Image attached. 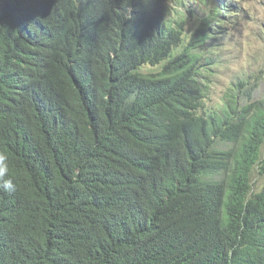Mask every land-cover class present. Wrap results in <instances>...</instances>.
I'll use <instances>...</instances> for the list:
<instances>
[{"label": "trees", "instance_id": "1", "mask_svg": "<svg viewBox=\"0 0 264 264\" xmlns=\"http://www.w3.org/2000/svg\"><path fill=\"white\" fill-rule=\"evenodd\" d=\"M154 1L0 0V264H264V98L203 106L234 11Z\"/></svg>", "mask_w": 264, "mask_h": 264}, {"label": "rangeland", "instance_id": "2", "mask_svg": "<svg viewBox=\"0 0 264 264\" xmlns=\"http://www.w3.org/2000/svg\"><path fill=\"white\" fill-rule=\"evenodd\" d=\"M159 1L163 3L158 4ZM226 1L234 11L233 16H225L223 20L229 23L203 48L211 59L202 67V81L208 87L203 106L211 111L221 108L229 95L237 96L244 104L264 96V0H220ZM185 2L187 10L193 12L191 16L186 13L187 33L216 6V0ZM173 3V0H156L153 4L171 6ZM252 180L257 188L262 184L256 174Z\"/></svg>", "mask_w": 264, "mask_h": 264}, {"label": "clouds", "instance_id": "3", "mask_svg": "<svg viewBox=\"0 0 264 264\" xmlns=\"http://www.w3.org/2000/svg\"><path fill=\"white\" fill-rule=\"evenodd\" d=\"M228 2L226 1L223 4L226 5ZM221 17H223V16H221ZM262 98H264V96ZM262 98H260V99H262ZM260 99H256V100H260ZM256 100H251V101H249V103L256 101ZM263 153H264V151H263ZM8 173H9L8 156L4 152H0V189H2L5 192L12 193V192L16 191V184L14 183L13 179L6 178V177H8Z\"/></svg>", "mask_w": 264, "mask_h": 264}]
</instances>
